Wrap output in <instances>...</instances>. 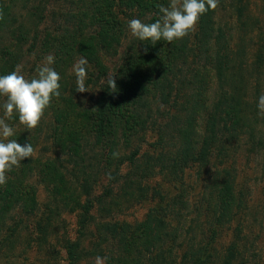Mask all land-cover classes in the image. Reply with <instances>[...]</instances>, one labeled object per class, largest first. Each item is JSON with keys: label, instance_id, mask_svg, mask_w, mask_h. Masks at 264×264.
Instances as JSON below:
<instances>
[{"label": "trees", "instance_id": "trees-1", "mask_svg": "<svg viewBox=\"0 0 264 264\" xmlns=\"http://www.w3.org/2000/svg\"><path fill=\"white\" fill-rule=\"evenodd\" d=\"M169 3L0 0V76L32 61L34 78L52 54L61 77L35 129L6 121L35 155L0 186V262L25 264L29 251L42 264H248L239 160L264 152V0H219L171 43L131 34L129 21L155 22ZM135 206L147 212L130 223Z\"/></svg>", "mask_w": 264, "mask_h": 264}, {"label": "clouds", "instance_id": "clouds-1", "mask_svg": "<svg viewBox=\"0 0 264 264\" xmlns=\"http://www.w3.org/2000/svg\"><path fill=\"white\" fill-rule=\"evenodd\" d=\"M218 5L219 0H170L168 6H158L159 16L155 22L144 23L140 19H132L128 27L131 34L141 41H150L155 45L163 39L171 43L194 31L201 15L215 10ZM0 19H3L2 14ZM54 60V56L49 54L42 66L37 68V75L31 79L21 74L19 65L11 73L0 76V97L6 98L3 103L5 118H0V137L3 138L0 139V186L6 184V174L13 166L19 167L22 160L35 155L30 142L21 145L16 139H8L15 135V131L6 121L16 113L21 124L28 129H35L52 99L61 96V77L52 67ZM87 65V59L81 56L73 66L76 91L79 93L89 92L86 86ZM106 84L110 92L117 91L113 76L107 78ZM257 107L260 113L264 114V94L259 96ZM118 156L119 153H113L114 158ZM107 260L108 257L97 256L95 264H107Z\"/></svg>", "mask_w": 264, "mask_h": 264}, {"label": "rangeland", "instance_id": "rangeland-1", "mask_svg": "<svg viewBox=\"0 0 264 264\" xmlns=\"http://www.w3.org/2000/svg\"><path fill=\"white\" fill-rule=\"evenodd\" d=\"M58 6V5H57ZM34 68L32 61L25 62L21 68V74L28 78V74ZM91 94V92H90ZM88 94V95H90ZM240 166L243 170L242 179L246 183L248 190V201L247 207L248 210L244 212V221L246 220V224L243 222L244 235L246 236V240L243 239L242 244H245L244 255L248 264H264V152L260 153L257 159H250L249 163L244 160V158L240 159ZM195 175L191 172L188 176V181L191 183L194 182ZM46 199V194L40 191L39 194V202L43 204ZM146 207L135 206L133 207L127 214V220L130 223L139 222L144 218L146 213ZM125 219V218H123ZM126 220V219H125ZM231 240V234H225L220 239L219 247L224 249ZM22 249L18 250V254H22L23 246L20 244ZM29 251L24 254L28 255V259L25 261V264H36L43 263L44 259L39 260L37 257ZM18 262V261H17ZM19 262H22V259H19ZM0 264H5L4 261H1Z\"/></svg>", "mask_w": 264, "mask_h": 264}]
</instances>
